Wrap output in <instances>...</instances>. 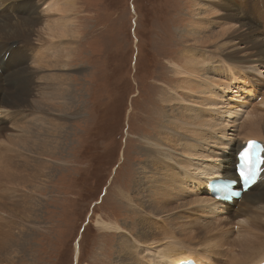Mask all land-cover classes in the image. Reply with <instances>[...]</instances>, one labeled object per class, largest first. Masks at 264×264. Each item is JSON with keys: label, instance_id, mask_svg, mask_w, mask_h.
Listing matches in <instances>:
<instances>
[{"label": "rangeland", "instance_id": "374dc122", "mask_svg": "<svg viewBox=\"0 0 264 264\" xmlns=\"http://www.w3.org/2000/svg\"><path fill=\"white\" fill-rule=\"evenodd\" d=\"M34 1L38 2L1 0L0 12H13L21 19L19 13L25 12L30 5L41 11L43 5L48 2L44 0L45 3L40 4ZM194 2L198 5L203 0L75 1V7L78 8L71 15V20L74 21L73 30L78 33V37H73L77 40L71 42L72 52L65 53L69 57L75 53L74 60L68 67H46L37 71L38 74L28 73L38 75L40 81L46 74L51 73L63 78L68 77L63 86H70L73 91L64 93L62 98H56L50 90L57 85L51 86L50 80L43 79V88L37 90L25 83L19 89V100L9 105L10 111L25 109L21 113L17 110L15 129L0 126V138L3 135L9 136L4 148L8 154H26L29 158L38 155L36 158L39 160L37 178L29 182L33 185L35 182L36 191L33 197L38 201L35 203L37 209L34 208L33 215L23 216L26 230L31 231L30 227L34 229L33 236L25 244L21 258L11 253V262L2 264H122L120 257H131L129 253L134 248L135 238L132 232H139L137 224L141 217L140 211L130 205L125 196L136 191L139 167L144 162L139 147L144 145L143 140L153 134L151 129L159 128L155 121L152 122L154 114L163 110L165 113V103L162 104L160 96L163 97L166 91H171L170 87L174 83V79L169 76V66L173 64L172 60L193 44L198 45L200 49L212 46L211 42L207 44L209 38L204 42H201L200 38L184 39L187 36L188 22L198 15ZM228 2L239 6V11L244 12L246 16L245 21L256 28V33L264 38V0ZM45 12L47 14L39 17V20L46 18V15L53 19L59 16V13L48 12L47 8ZM8 16L12 15H0V21ZM210 16L216 18L217 15L215 13ZM18 19L13 18L12 21ZM228 21L233 22L229 19ZM220 23L213 31L217 32V29L221 28ZM228 25L224 22V26ZM7 37L9 38L5 35L6 39ZM43 38L48 39L46 36ZM37 39L39 32L38 28H35L32 41ZM65 39L69 38H62V43ZM0 42L4 46L9 44V41H5V44L4 41ZM39 43H25V62H30L29 56L32 53H39ZM28 64L23 68L20 65L15 68L18 71H27L33 65ZM255 64L264 68L263 59H259ZM244 68L246 71L250 69ZM167 80L170 81L168 85ZM46 84L50 85L49 88H44ZM261 86L264 87V83ZM6 87L7 89L0 91V96L10 95V87L4 83L2 88ZM228 96L234 101V95L229 93ZM254 97H250L248 108L253 109L255 103L257 113L264 112V105L256 104L261 101L258 99L259 95L258 98ZM235 104L245 105L241 102ZM69 106L73 107L69 111H76L80 116L68 118L65 109ZM243 108L247 110L245 106ZM3 111L5 105L0 104V118ZM239 118L240 116L237 120ZM37 119H43V123H39ZM29 121L33 123V127L27 125ZM49 121H55L53 127L47 125ZM57 127L61 131L55 133ZM187 134L193 132L187 131ZM56 142L59 144L53 154L42 153L46 144ZM202 147L204 149L203 145ZM35 148L37 154L33 150ZM227 150L230 153V150ZM217 155L214 153V156ZM195 156L196 154L193 157ZM228 163H231V159ZM180 167L184 168L182 165ZM190 172L187 178L189 182L201 177L199 171ZM171 182L176 193V198L171 199V203L178 206L183 223H189L191 228L200 230L201 235L206 226L211 228L208 233L212 232L214 223L210 219L214 221L220 216L212 218L204 214L203 218L195 217L194 213L199 207L186 204L192 201L193 192L177 183V179L171 177ZM29 183H19V191L28 195L31 190ZM254 191L253 188L251 192ZM16 192L18 190L12 192L8 199ZM248 203L250 200L239 201L235 206H230L227 211V227L229 226L230 230H238V224H231L238 212L250 211L253 215L264 218L263 209L253 210L252 202L250 205ZM190 210L194 213H188ZM31 216L35 218L32 219ZM28 218H31V221ZM197 219H201L204 225L196 226L194 221ZM100 220L119 225L121 228L106 229L100 224ZM234 222L236 223V219ZM175 234L180 235L179 232ZM142 237L147 238V235L143 234ZM0 252L10 253L3 246L0 247ZM211 253L210 258L213 261V250ZM169 254L171 258H178L174 253Z\"/></svg>", "mask_w": 264, "mask_h": 264}, {"label": "bare ground", "instance_id": "6f19581e", "mask_svg": "<svg viewBox=\"0 0 264 264\" xmlns=\"http://www.w3.org/2000/svg\"><path fill=\"white\" fill-rule=\"evenodd\" d=\"M75 1L52 0L53 3L70 5L76 12L78 7H75ZM228 1L203 0L198 5L193 3L198 15L196 14L188 22L187 36L184 39L200 38L201 42H204L209 38L207 44L211 42L212 46L200 49L198 45L193 44L172 60L173 64L169 66L171 72L169 76L174 79V83L170 87L171 91H166L163 97L160 96L162 104L165 103V113L163 110L154 114L152 122L155 121L159 128L151 129L153 134L143 140V148L139 147L144 162L139 167L136 191L125 196L130 205L140 211L141 220L137 224L139 232H132L135 238L133 237L134 248L129 253L131 257H120L122 264H179L180 261L190 259L195 260L197 264H258L264 261V218L243 210L245 213L235 214L236 223L234 218L231 223L238 224V230L232 231L229 226L227 227L229 218L227 211L230 206H235L236 202L250 200L253 210H264V164L257 182L232 205L213 199L203 186L213 178L235 177L237 154L247 145L248 140L261 141L264 144V112L257 113L255 103L253 109L248 108L250 97L256 98L258 95L260 98H257L261 101L256 104L264 105V94L258 93L264 92V87L261 86L264 83V70H262L264 68L255 64L259 59L264 60V38L256 33V28L245 21L246 16L244 12L239 11V6ZM38 2L43 4L44 0ZM208 5L211 7H207ZM7 12H0V15H12L0 21V41H4V44L5 41H9L8 46L0 42V91L7 89V87L2 88L6 83L10 87V95L0 96V104L5 105L0 126L15 129V114L17 110L21 113L25 109L10 111L9 105L19 100V89L25 83L37 90L43 88L41 85L43 79L50 80L51 86L52 84L58 86L50 90L55 97L57 96L56 98H62L64 93L73 91L70 86H63V83H67L68 77L63 78L51 73L46 74L40 81L38 75L33 76L28 73H37L46 67H68L74 60L75 53L71 57L65 53L72 52L71 42L77 39H73L75 35H61L58 32L59 27L71 20V16L67 14L59 13L54 19L46 15V18L39 20L43 14L31 5L25 12L19 13L21 19H18L19 16L13 12L10 14ZM215 13L216 18H211L210 14ZM13 18L18 20L12 21ZM224 22L229 25L224 26ZM219 23L221 28L217 29V32L213 31ZM35 28H38L39 39L32 41ZM71 28L73 29V24ZM5 35L9 38L6 39ZM45 36L48 39L43 38ZM52 36L56 38L51 39ZM219 37L221 38L218 41ZM62 38L69 39H65L62 43ZM26 42L32 44L40 42L39 53L33 51L34 55L32 53V57L29 56L30 62L24 60ZM28 63L33 65L27 71H18L15 68L19 65L23 68ZM244 67H250L249 71L244 70ZM169 82L167 80V85ZM49 86L46 84L44 88ZM229 93L235 96L234 101H231ZM236 102L245 105L235 104ZM244 106L247 110L243 108ZM69 109L73 107L69 106L65 109L68 118L80 116V113L76 114V111ZM238 116H240L239 121ZM37 121L43 123V119ZM53 123L55 121H49L47 125L53 127ZM27 125L33 127L31 121ZM57 131L61 129L57 127L55 133ZM187 131L193 134L188 135ZM198 138L200 139L197 140ZM8 139L9 136L6 135L0 138V247L3 246L10 253L0 252V264L11 262V253H15V257L18 258L23 256L24 246L33 236L34 231L32 227H30L31 231L26 230L23 216L33 215L38 202L33 197L36 191L35 182L34 185L30 184L37 178L38 155L29 158L26 154L19 155L15 152L8 154L4 149ZM57 144L59 143L46 144L42 153L53 154ZM33 150L38 153L36 148ZM214 153L218 155L214 156ZM210 161L214 163L211 164ZM181 165L184 168H181ZM190 171H199L201 177L192 182L187 181ZM171 177L193 192L192 201L186 204L199 208L195 213L193 210L188 213H194L198 218H203L204 214L212 218L220 216L214 221L210 219L214 223L212 232L208 233L211 228L206 226L201 235L200 230L191 228L189 223H183L178 206L171 203V199L176 198ZM24 180L26 183L31 181L30 185L27 184L31 188L28 195L19 191L18 185L22 181L25 182ZM202 180H205V183L200 184ZM253 188L254 193L251 192ZM17 190L18 192L8 199L10 194ZM184 213L186 214L187 211ZM100 224L110 230L121 228L105 220H100ZM194 224L204 225L201 219L195 220ZM176 232L180 235L177 236ZM143 234H146L147 238H143ZM212 250L213 261L210 258ZM169 253L176 254L178 258H171Z\"/></svg>", "mask_w": 264, "mask_h": 264}, {"label": "snow or ice", "instance_id": "6c2138e0", "mask_svg": "<svg viewBox=\"0 0 264 264\" xmlns=\"http://www.w3.org/2000/svg\"><path fill=\"white\" fill-rule=\"evenodd\" d=\"M256 162L264 164V146L255 140H248L247 145L239 153L238 175L243 182L249 184L254 182ZM224 187L227 188V183Z\"/></svg>", "mask_w": 264, "mask_h": 264}, {"label": "clouds", "instance_id": "9594fccd", "mask_svg": "<svg viewBox=\"0 0 264 264\" xmlns=\"http://www.w3.org/2000/svg\"><path fill=\"white\" fill-rule=\"evenodd\" d=\"M51 5V6H49ZM47 8L48 12H52V13H63V14H67L69 16H71L74 13V9L67 4H61V3H53L52 0H48V2L46 4L43 5L42 9H41V13L42 14H47L45 12V9ZM74 23V21L69 20L67 22V24L62 25L61 27H59L58 32L61 35H68V34H72V35H78V33H76L75 31H73V29L71 28V25ZM51 39H55V36L50 37Z\"/></svg>", "mask_w": 264, "mask_h": 264}]
</instances>
